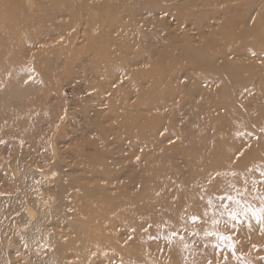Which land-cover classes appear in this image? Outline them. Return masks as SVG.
I'll return each instance as SVG.
<instances>
[{
    "label": "rangeland",
    "instance_id": "1",
    "mask_svg": "<svg viewBox=\"0 0 264 264\" xmlns=\"http://www.w3.org/2000/svg\"><path fill=\"white\" fill-rule=\"evenodd\" d=\"M0 86L33 103L0 128V264H55L35 218L83 236L53 227L69 198L119 194L137 229L108 224L102 264H264V0H0Z\"/></svg>",
    "mask_w": 264,
    "mask_h": 264
},
{
    "label": "bare ground",
    "instance_id": "2",
    "mask_svg": "<svg viewBox=\"0 0 264 264\" xmlns=\"http://www.w3.org/2000/svg\"><path fill=\"white\" fill-rule=\"evenodd\" d=\"M202 59H203V57H202ZM19 85L20 84L18 83L16 86H19ZM3 91H4V89H2L0 86V100L3 101V104H5ZM31 109H33L32 99L28 98L27 100H24L22 103H20L16 107L10 106V107H7L2 112L0 111V117H1L0 118V128L3 127V129H5L8 126H10L11 128H13L12 130L7 128L4 131H16L18 133H21L20 131L24 132V131L28 130L30 122L29 123L26 122V116H27L26 114ZM52 148L56 152V150H57L56 146H52ZM57 154L58 153L56 152L55 155H57ZM84 175L86 178H88L85 173H84ZM78 179H79V189H80L81 185H83V186L86 185V184H82L84 182L85 178L78 177ZM76 184H77V180L74 179L73 180V187ZM99 186L106 187L104 182L99 183ZM32 189H35V190L32 191ZM106 189H107V187H106ZM22 191L26 195L27 199L30 198L32 200V198H33L36 200H40V197L38 196L39 192L37 191V188H35L34 185L29 184V185H27V187L22 189L21 192ZM115 194H117V193H115ZM119 195H113L111 197V200H110V198H108L106 201V204H102V205L99 204L97 206V212H99V213H96L92 217L87 215L86 210L83 209V207H85L84 202L80 201V199L78 197L77 198H72V197L69 198L70 201H71V199L74 200V202H75L74 206L73 205L68 206L67 204L70 202V201H68L66 203V207L64 208L65 213L62 214V218L58 221V223L56 225H53V227L56 229L60 228L61 231H65L66 227H69L72 231L75 229V231L77 232L80 230L81 227L83 229V226H84L86 234L83 236L78 235L77 237H72V236L67 237V236L62 235V234L58 235L56 232H52V231H47L48 232L47 233L44 230V229H46V228H44L45 226L41 225L40 224L41 222H39V223L35 222L36 221V218H35V221L33 223H36L34 225L35 226L34 228H37L36 229L37 232L33 235V237H35L36 234L39 233V231H43L44 235L42 234L43 236L38 238L35 241L34 245L36 243H38L37 248H42V250H46L50 254L51 260H53L55 264H102L104 262V260L110 256V254L106 253L107 252L106 242L102 241L103 230L105 231L108 224H112V226L114 228L115 227L114 225H116L118 223H122L124 221L131 222L132 220H130V219H132L133 217H134L135 222L137 220L136 206L134 207V205L136 203L140 202L141 196L139 194H136V195L131 196V197H126V196L120 197ZM64 198L69 200L66 196ZM120 199L121 200L122 199L123 200L129 199V200L126 201L124 203L125 206H123L121 204L122 202L120 201ZM212 199H213V197H212ZM25 202L26 203L23 207V212H24V215L27 217L28 221H30L31 219L34 218L33 208L28 203V201H25ZM41 204L45 208L49 207V204L44 200H41ZM122 208H126V209H122ZM16 209H17V207H16ZM60 210H61V207H60ZM81 210L83 213L81 212ZM124 211H126V213H129V212L131 213L130 219H124V218L119 216ZM58 212H59V210H58ZM71 213H72V216L67 218L68 215H70ZM35 215H37V214H35ZM42 215H44V214H42ZM106 215L109 216V219L103 218ZM28 221L27 222L25 221L26 223H22L21 219H19V221H16L17 223L14 224L15 228L19 226V227H23L26 229L27 225L29 224ZM86 222H88V223L85 225ZM135 222H131V226H133L135 231H136L137 225ZM31 223H32V221H31ZM105 235H107V234H105ZM108 237L110 238L111 235H108ZM112 239H114V241L113 242L109 241L110 244H112V245L116 244L117 243L116 237H113ZM12 240H13V238H12ZM12 240H11V242H9L8 240H6V238H4L3 239V243H5L4 246L10 248L13 245ZM138 240L140 242V234L138 236ZM117 249H119L122 252L129 253L133 250V247L125 248V247L121 246L122 250L118 247H117ZM136 251L138 252L137 249H136ZM125 253H122L121 257L126 256V258H129ZM5 258L6 257L1 258V261L5 260ZM16 261H17V259L11 258L9 263L7 261L6 262L8 264H18V261L17 262ZM36 261H38V260H36ZM22 264H25V263L23 262ZM33 264H38V263H33Z\"/></svg>",
    "mask_w": 264,
    "mask_h": 264
},
{
    "label": "snow or ice",
    "instance_id": "3",
    "mask_svg": "<svg viewBox=\"0 0 264 264\" xmlns=\"http://www.w3.org/2000/svg\"><path fill=\"white\" fill-rule=\"evenodd\" d=\"M227 199H231V197H228ZM196 219H198V217H193V220H196ZM208 234L211 235L212 233H208ZM221 239H230V237H221Z\"/></svg>",
    "mask_w": 264,
    "mask_h": 264
}]
</instances>
